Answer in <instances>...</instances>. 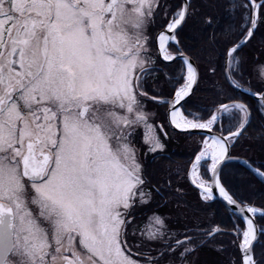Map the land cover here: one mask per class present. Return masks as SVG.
Masks as SVG:
<instances>
[{"label":"snow or ice","instance_id":"snow-or-ice-1","mask_svg":"<svg viewBox=\"0 0 264 264\" xmlns=\"http://www.w3.org/2000/svg\"><path fill=\"white\" fill-rule=\"evenodd\" d=\"M0 264H264V0H0Z\"/></svg>","mask_w":264,"mask_h":264},{"label":"flooded vegetation","instance_id":"flooded-vegetation-1","mask_svg":"<svg viewBox=\"0 0 264 264\" xmlns=\"http://www.w3.org/2000/svg\"><path fill=\"white\" fill-rule=\"evenodd\" d=\"M159 113L163 114V111L161 110ZM159 118H160V116H159ZM176 142H177V139H175V138L172 139L171 141H169L168 149H169V152L172 154L173 159L175 161L181 162L188 152L187 153H178V151H182V150L179 148L180 145H178ZM187 146H190V145H187ZM191 198L194 199V196H192Z\"/></svg>","mask_w":264,"mask_h":264},{"label":"trees","instance_id":"trees-1","mask_svg":"<svg viewBox=\"0 0 264 264\" xmlns=\"http://www.w3.org/2000/svg\"><path fill=\"white\" fill-rule=\"evenodd\" d=\"M204 88H205V86L202 85L201 88L197 90V94L205 97L207 100H210L211 97H210L209 93L204 90ZM184 141H186V138H184V137H180L179 139H177L178 145H181V144L189 145L187 142H184ZM178 153H186V152L185 151H178Z\"/></svg>","mask_w":264,"mask_h":264},{"label":"rangeland","instance_id":"rangeland-1","mask_svg":"<svg viewBox=\"0 0 264 264\" xmlns=\"http://www.w3.org/2000/svg\"><path fill=\"white\" fill-rule=\"evenodd\" d=\"M158 115L160 116V119L163 120L164 119V114L158 113ZM186 142V141H184ZM172 143V142H171ZM178 144V142H176ZM182 151H185L186 153L188 152L190 146H187V144H181L179 147Z\"/></svg>","mask_w":264,"mask_h":264}]
</instances>
